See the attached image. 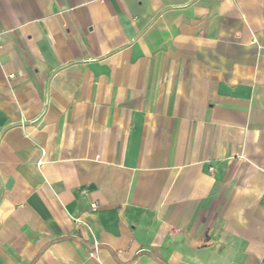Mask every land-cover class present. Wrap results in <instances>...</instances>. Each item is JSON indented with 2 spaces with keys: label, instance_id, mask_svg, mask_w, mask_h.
<instances>
[{
  "label": "crops",
  "instance_id": "obj_1",
  "mask_svg": "<svg viewBox=\"0 0 264 264\" xmlns=\"http://www.w3.org/2000/svg\"><path fill=\"white\" fill-rule=\"evenodd\" d=\"M0 264H264V0H0Z\"/></svg>",
  "mask_w": 264,
  "mask_h": 264
}]
</instances>
